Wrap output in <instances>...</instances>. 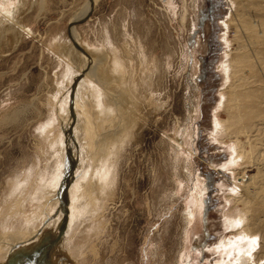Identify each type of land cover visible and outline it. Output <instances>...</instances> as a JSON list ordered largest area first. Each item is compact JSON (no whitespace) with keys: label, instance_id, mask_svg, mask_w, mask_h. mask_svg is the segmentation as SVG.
<instances>
[{"label":"rangeland","instance_id":"obj_1","mask_svg":"<svg viewBox=\"0 0 264 264\" xmlns=\"http://www.w3.org/2000/svg\"><path fill=\"white\" fill-rule=\"evenodd\" d=\"M248 2L5 3L20 4L23 29L0 42V264L236 263L237 249L221 242L234 241L229 220L244 213L242 170L229 169L231 141L216 138L214 120L227 119L219 66L226 37L238 36L223 23L230 8L257 21L261 67L250 73L253 98L264 101V0ZM128 42L153 61L150 89L138 61L107 71L113 48ZM89 56L93 76L83 73ZM111 82L125 96L108 94ZM178 136L179 161L169 145Z\"/></svg>","mask_w":264,"mask_h":264},{"label":"bare ground","instance_id":"obj_2","mask_svg":"<svg viewBox=\"0 0 264 264\" xmlns=\"http://www.w3.org/2000/svg\"><path fill=\"white\" fill-rule=\"evenodd\" d=\"M7 1L16 2L17 0H1L0 1V42L4 39L7 33L15 37L17 35L16 31L20 32L21 29H23L20 26L21 24L18 23L17 21V13L21 9L20 4L19 6L12 5L11 7H7L8 5L7 6L5 5ZM18 1L20 2L21 0H18ZM229 1L231 2V5L232 4L233 6L236 5L237 0H229ZM247 1H249L248 6L249 7L251 6L252 8V5H253L252 0H247ZM240 3L242 2L240 1ZM234 9L230 8V12L228 13L229 15L226 16V18L223 20V23H224L226 30L231 27V24H233L234 27L236 28L235 33L237 32L238 36L236 35L237 37L235 36V39L232 37L230 39L226 37L227 50L225 51L224 59L222 60V63L219 66L225 77V85L220 91L221 100L218 105V109L219 108L226 109L227 119L220 121L219 119L215 118L214 128H215V136L217 139L219 138L218 136L220 134L224 133L227 136V138H229V140L231 141L230 148L232 149L233 153H232L229 165H228L229 169L232 172H234L236 170V168H234L235 166H239V165L241 166V170H242V173L240 175L241 182H240V185H237L235 187L239 188V193L237 194L236 200L242 203L244 213L242 214L239 213L237 215H234L230 220L228 219L230 225L237 229L235 233L236 236L234 238V241L221 242V247H224V248L227 247L229 249H232V248L237 249L238 257L236 258L237 260L235 259L236 263L234 262V264H247V263L251 264L253 263L252 261L253 258H256V261H260L261 258L264 257V252H262L263 246L260 245L261 239L264 238V101H256L254 99L257 97L256 96L254 97L255 91L252 89L254 80L251 81V78L253 77V75L250 73L252 71V68L254 69L258 67V64L261 67L259 63V60L261 59V57L259 59V53L255 47V44L258 43V39H257L258 24L254 18L253 20L249 21L245 18L243 14L235 13V11H233ZM82 14H84V12ZM185 20H186V15H183L181 17V23L183 24ZM71 34H72V37L74 38L76 37V31L74 27L71 28ZM104 37L102 38L103 41H104ZM233 41L235 45L233 44ZM128 45H129L128 47H123L122 49H120L119 47L120 51L118 47H116L115 49L113 48L114 53H112L109 58H106V61H105L107 62L106 64L107 71L110 73L112 72V70L114 71V69H116L117 66L118 67L121 66L123 67V69L126 68L130 70L131 66L133 68V65H136L134 61L136 62L138 61L137 63H139L140 65L139 71L141 75V76L139 75V77L141 78V81H142L140 84L143 85V83H146L148 88L150 89L149 86L153 84L152 78H151L154 73L153 72L154 67L152 66L153 61L141 49L139 50V52H136L138 51L135 48L136 44L134 45L135 47H131L130 43L128 42ZM108 52H110V49L108 50ZM68 53H69V56H71V54H73V50L68 51ZM148 55L150 54L148 53ZM88 59H89L88 66H90V70L88 69L84 70L83 73L86 76L88 75L93 76L94 75V72H93L94 70L93 62L94 61L91 60L92 58L90 59V56ZM104 59L103 57L101 58L102 62L104 61ZM262 65H264V63H262ZM137 67H135V69ZM132 72H133V69H132ZM108 86H110L109 87L110 91L107 90L108 94L109 92L114 91V94H117V96L113 95L115 97L114 99L122 98V95L124 93L122 89L118 87V85L116 86L115 82H111V84ZM98 88H101V87L93 83V85L91 86V97H94V98L96 97V94L99 90ZM130 107H132L131 104H129V108ZM130 112H128L127 118L125 119L127 120V122L126 123L124 122L125 123L124 125L126 126H127V123L130 122L129 121L130 120L129 115H131L129 114ZM131 125L133 126V124ZM179 129L181 130V127ZM170 139L175 141L169 145H171L170 147L174 152L173 154L174 159L175 160L178 159L179 161L180 159L179 153L182 150L183 141L181 140L179 136L172 137ZM111 144L113 145L115 143L111 142ZM89 151L91 152V150ZM188 168L189 167L187 166L185 167L186 170H188ZM251 168H255L256 171L255 173L248 174V171L251 170ZM66 177L67 175H65V178L62 180L61 187L63 188V191L65 193L64 194L65 201L67 202L66 184H68V180H66ZM197 199H199V197ZM191 215L192 213L188 215V218H190ZM243 241L246 242V245L244 247L241 243ZM254 242L259 243L260 245L259 249L261 248L262 249L261 250L256 249L254 246Z\"/></svg>","mask_w":264,"mask_h":264}]
</instances>
